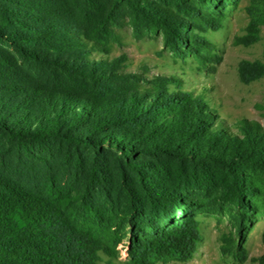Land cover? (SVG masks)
Wrapping results in <instances>:
<instances>
[{"label": "trees", "instance_id": "trees-1", "mask_svg": "<svg viewBox=\"0 0 264 264\" xmlns=\"http://www.w3.org/2000/svg\"><path fill=\"white\" fill-rule=\"evenodd\" d=\"M236 0H0V264L187 262L202 240L198 214L227 217L220 250L247 258L264 217V123L232 131L176 75L125 70L108 54L116 27L206 66L205 36ZM260 39L264 1L247 8ZM239 80L264 78L242 59ZM255 107L264 118V100ZM264 242V232L262 233Z\"/></svg>", "mask_w": 264, "mask_h": 264}, {"label": "rangeland", "instance_id": "rangeland-1", "mask_svg": "<svg viewBox=\"0 0 264 264\" xmlns=\"http://www.w3.org/2000/svg\"><path fill=\"white\" fill-rule=\"evenodd\" d=\"M254 0H236L226 8L223 26L217 31H207L205 36L214 44V51L221 56L219 62L206 66L190 54H177L164 47L160 34L136 37L129 26L116 27L119 41L111 42L110 52H93V57L125 55V70L143 72L146 76L164 74L176 75L183 81L182 88L194 94L201 93L216 110L223 124L237 131L235 123L241 118L264 123L256 103L264 100V78L245 84L238 77V63L242 59L264 61V24L260 27V39L249 46L234 43V38L245 34L250 19L247 8ZM264 1V0H261ZM202 240L194 256L187 262L170 261L160 264H264V217L251 223L244 246L247 258L236 260L223 255L220 250L223 234L231 231L226 216L217 213L198 214ZM123 247H120V251ZM101 264H125L126 255L120 252L118 260L109 263L101 253Z\"/></svg>", "mask_w": 264, "mask_h": 264}, {"label": "built area", "instance_id": "built-area-1", "mask_svg": "<svg viewBox=\"0 0 264 264\" xmlns=\"http://www.w3.org/2000/svg\"><path fill=\"white\" fill-rule=\"evenodd\" d=\"M122 247H123V248H122L121 251H122V253H124V255H126V254H125V250H124V246H122ZM121 251H120V252H121Z\"/></svg>", "mask_w": 264, "mask_h": 264}]
</instances>
